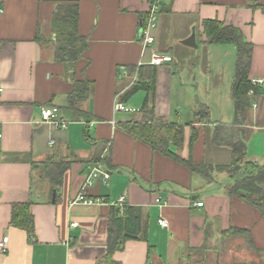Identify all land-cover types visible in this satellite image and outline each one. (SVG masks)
I'll return each mask as SVG.
<instances>
[{
  "label": "crops",
  "instance_id": "0c3cea01",
  "mask_svg": "<svg viewBox=\"0 0 264 264\" xmlns=\"http://www.w3.org/2000/svg\"><path fill=\"white\" fill-rule=\"evenodd\" d=\"M153 2L0 0V241L8 237L0 264H99L121 197L139 210L147 240L126 241L112 255L119 264H264V216L229 194L233 181L226 172L213 171L208 181L124 129L144 120L145 101L155 118L183 127L181 148H170L181 160L229 166L230 148L212 138L217 125L233 124L236 49L209 44L204 23L238 28L252 45L249 80H264V0H157L155 41L146 49L139 33ZM63 4L77 5L78 36L86 41L74 62L57 59L54 46L41 44L54 41L51 21ZM230 48L235 61L228 92L199 88L197 81L209 87L203 76L213 69L224 71L221 62ZM152 52L171 57L155 67L154 93L120 102L152 70ZM177 69L184 70L176 81ZM185 75L197 88H183ZM252 100L239 128L246 161L264 165V84ZM118 104L125 111H115ZM50 107L59 110L65 129L40 122V111ZM204 108L207 118H199ZM193 130L198 138L190 150ZM104 154L108 185L95 184L87 196L105 203L72 204L88 168ZM15 204L29 206L32 236L12 225ZM201 248L203 256L195 255Z\"/></svg>",
  "mask_w": 264,
  "mask_h": 264
},
{
  "label": "trees",
  "instance_id": "16d2710c",
  "mask_svg": "<svg viewBox=\"0 0 264 264\" xmlns=\"http://www.w3.org/2000/svg\"><path fill=\"white\" fill-rule=\"evenodd\" d=\"M145 23L146 20L142 22V26ZM77 26V5H57L51 21V33L54 36V41L41 40V44L43 46L50 44L54 46L57 59L64 62H74L83 54L86 48V41L78 36ZM204 29L209 44L234 46L236 49L235 75L231 86L233 124L232 126L217 125L212 138L214 145L230 148L232 154L230 165L208 168L203 165H194L191 157L187 161L181 160L177 154L170 151V148H181L183 127L167 124L155 118L152 108L150 110L146 109L145 101L141 108L146 116L144 120L125 124L124 129L128 134L149 145L153 150L184 164L192 173L199 174L208 181L211 180L210 175L213 171L226 172L233 181L229 188V194L240 198L264 216V165L246 161L245 132L243 128L242 130L239 128L246 121L252 99L257 96L258 90V88L252 87L249 80L252 45L244 41L240 30L233 26L217 21H207L204 23ZM151 69L144 79L140 76L137 83L121 96L120 102L127 103L139 92L154 93L155 67L153 66ZM251 91L253 96L249 95ZM74 102L71 100V107L75 109L77 102ZM201 112L198 114L199 118H207L208 109L204 108ZM197 138L198 132L193 130L189 141L190 150ZM12 225L25 231L28 236L33 235L34 222L27 204L12 206ZM111 234L108 236L106 253L99 264H119L113 261L112 255L115 251L122 250L126 241L147 240L146 226L142 224L139 210L128 207L126 204L122 210L115 208ZM194 252L197 256H203V248L194 250ZM147 259L148 263L152 261L151 247L148 250Z\"/></svg>",
  "mask_w": 264,
  "mask_h": 264
},
{
  "label": "built area",
  "instance_id": "2783aa9c",
  "mask_svg": "<svg viewBox=\"0 0 264 264\" xmlns=\"http://www.w3.org/2000/svg\"><path fill=\"white\" fill-rule=\"evenodd\" d=\"M158 3L157 0H154L153 3L150 5V10L148 14L147 21L144 26H141L140 33H139V39L142 44V46L146 49L150 48L154 44V37L152 35V31L156 27V15L158 12ZM171 62V57L164 54H158L156 52H152L149 64L154 67H160L164 64H167ZM124 70H120V73H122ZM123 74V73H122ZM251 85L254 88H260L264 84L263 79H254L251 80ZM2 93V89L0 88V95ZM250 96H253V92L251 91L249 93ZM255 107V106H254ZM115 111L121 112L125 111V108L122 105H116ZM40 117L41 123H47L52 124L56 128L65 129L66 123L59 120V110L55 107L50 108H43L40 111ZM1 139V134H0ZM53 144V142H50V146ZM108 149V148H107ZM106 149V150H107ZM107 151H105V154ZM104 155H102L97 161L93 162L90 167L88 168V171L85 175L84 182L80 188V191L76 198L72 201V204H81L85 206H93V205H101L105 203V200L103 198H92L87 196V191L90 187L94 186L95 184H102V185H108L110 174L106 170L105 163H104ZM157 203L160 202L159 199L156 200ZM125 197L119 198L115 203V208H118L119 210H122L125 206ZM197 207H202L203 203L197 202L195 204ZM159 224L162 228L167 227V223L163 220L159 221ZM74 226V225H73ZM7 244H8V237H4L0 241V254H5L7 252Z\"/></svg>",
  "mask_w": 264,
  "mask_h": 264
},
{
  "label": "rangeland",
  "instance_id": "374dc122",
  "mask_svg": "<svg viewBox=\"0 0 264 264\" xmlns=\"http://www.w3.org/2000/svg\"><path fill=\"white\" fill-rule=\"evenodd\" d=\"M232 47H234V46H232ZM226 50L228 51V49H226ZM228 52H229L228 57L226 59L222 60V62H221V64L223 65L224 71H221V69H222L221 66L213 69L212 72H209L208 77H207V75L203 76V77H205V81L210 82L209 87L204 86V84H200L199 81H197V83L199 84V88H212L211 89L212 94H213V92H220L221 96L223 95L224 92H225V94L228 92L229 87H230L232 80H233V75H234V67L232 66V63L235 61V56H233V57L230 56V53L232 52L231 48L229 49ZM177 70L178 71L176 73L177 74L176 75V81L179 80L178 75H180L184 69H182V70L177 69ZM201 70L203 72L205 69L203 68ZM182 78H183V76H182ZM200 79H201V77H200ZM185 81H188L186 75H185L184 82ZM195 86L196 85L191 80L188 82V84L186 83L183 88H197ZM192 92H194V91H192ZM192 92L189 91L188 92L189 95ZM188 98H189V96H188ZM184 110L185 109L183 108L182 111H184ZM214 114H215V112H214Z\"/></svg>",
  "mask_w": 264,
  "mask_h": 264
}]
</instances>
